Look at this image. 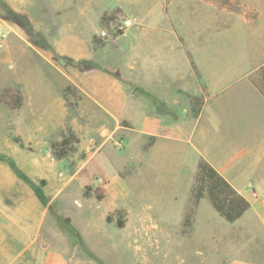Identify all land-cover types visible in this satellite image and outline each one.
<instances>
[{
    "label": "rangeland",
    "instance_id": "374dc122",
    "mask_svg": "<svg viewBox=\"0 0 264 264\" xmlns=\"http://www.w3.org/2000/svg\"><path fill=\"white\" fill-rule=\"evenodd\" d=\"M35 8L19 12L10 0H0V174L9 168L21 179L9 165L14 163L46 209L35 259L40 264L51 258L59 264H229L248 256L234 245L233 229L207 196L194 206L197 171L175 175L154 163L151 144L141 143L137 134L100 135L93 126L92 89L143 95L135 89L136 76L120 67L137 45L138 22L121 12L109 26L100 21L91 60L76 61L59 52L57 22ZM103 31L107 37H101ZM105 46L106 52H95ZM17 94L19 109L1 102ZM67 136H72L70 151L59 158L53 145ZM120 221L123 228L117 227Z\"/></svg>",
    "mask_w": 264,
    "mask_h": 264
},
{
    "label": "crops",
    "instance_id": "0c3cea01",
    "mask_svg": "<svg viewBox=\"0 0 264 264\" xmlns=\"http://www.w3.org/2000/svg\"><path fill=\"white\" fill-rule=\"evenodd\" d=\"M10 5L19 12L35 6L38 14L48 13L45 19L57 22L59 52L76 61L91 60L104 13L119 8L138 22L137 45L120 67L136 76L135 89L143 95L92 89L88 114L97 134H137L141 143L151 144L154 163L175 175L196 172L206 161L251 206L234 223L216 212L233 229L234 245L248 252L229 264H264V0H10ZM2 171L0 264H40L35 256L46 209L24 180L9 168Z\"/></svg>",
    "mask_w": 264,
    "mask_h": 264
},
{
    "label": "trees",
    "instance_id": "16d2710c",
    "mask_svg": "<svg viewBox=\"0 0 264 264\" xmlns=\"http://www.w3.org/2000/svg\"><path fill=\"white\" fill-rule=\"evenodd\" d=\"M119 12H121V10L118 8L112 12L104 13L101 18L102 25L109 26L111 22H115ZM261 72L264 77V67ZM1 102L9 109L15 110L22 106V97L19 94L15 96H6L3 97ZM70 137H64L60 142L53 145L57 150L59 148V158H63L70 151ZM62 149H64V151H62ZM9 165L21 179L23 178L24 181L32 184L30 180L18 171L14 163L10 161ZM36 191L39 192L38 190ZM85 195L88 196L87 193H85ZM205 196L208 197L214 210L229 223H234L239 220L251 207L250 203L237 193V191L234 190L233 187L206 161L201 160L198 164L193 191L194 206H197L200 200ZM99 198L101 199L100 196ZM123 226V221H120L117 227L123 228Z\"/></svg>",
    "mask_w": 264,
    "mask_h": 264
},
{
    "label": "built area",
    "instance_id": "2783aa9c",
    "mask_svg": "<svg viewBox=\"0 0 264 264\" xmlns=\"http://www.w3.org/2000/svg\"><path fill=\"white\" fill-rule=\"evenodd\" d=\"M124 25H125L126 27L129 26V25H130V24H129V21L125 22ZM107 36H108V33H107L106 31H103V32L101 33V37H102V38L107 37Z\"/></svg>",
    "mask_w": 264,
    "mask_h": 264
}]
</instances>
